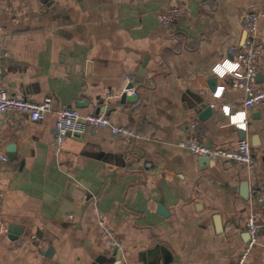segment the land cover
I'll return each instance as SVG.
<instances>
[{"label":"crops","instance_id":"0c3cea01","mask_svg":"<svg viewBox=\"0 0 264 264\" xmlns=\"http://www.w3.org/2000/svg\"><path fill=\"white\" fill-rule=\"evenodd\" d=\"M174 5L182 14L163 26L159 15ZM248 11L264 12V0L4 1L2 85L51 97L54 110L106 114L138 137L88 128L59 152L54 112L40 121L4 115L0 264H115L100 217L120 241L121 264H235L251 212L261 240L247 264H264V200L251 202L252 188L264 194V106L244 111L247 92L233 82L245 69L230 51L244 48ZM128 74L136 95L125 92ZM254 83L264 87V52ZM203 105L212 107L206 119ZM195 136L226 148L248 138L256 166L180 147Z\"/></svg>","mask_w":264,"mask_h":264},{"label":"built area","instance_id":"2783aa9c","mask_svg":"<svg viewBox=\"0 0 264 264\" xmlns=\"http://www.w3.org/2000/svg\"><path fill=\"white\" fill-rule=\"evenodd\" d=\"M5 0H0V14L2 12ZM182 14V8L174 5L164 13L159 15V21L163 26H171L178 16ZM264 12H245L241 18L246 31V41L244 48H230L235 54L236 64L243 66L245 72L242 77L234 80L233 85L243 88L247 96L243 101V109L248 112L259 106H264V87H256L254 81L258 72V59L264 52V41L259 35V22ZM3 27L0 24V130L2 128L3 116L6 114H27L31 121H40L50 112L55 114L54 145L56 150L62 151L66 140L71 136H80L88 128H108L119 137L128 140L135 139L138 134L127 126L116 125L103 113L90 112L82 114L78 109L72 107H62L57 110L53 108V100L47 97L43 100H34L25 95L12 94L1 83V61L4 50L1 45ZM128 86L125 92L130 95L137 94V86L132 74L126 76ZM193 128L197 124L192 125ZM180 147L189 150L191 153L201 157L216 159L218 157L228 161L239 163L247 168L253 169L256 166V155L252 149L248 138H240L236 148H226L223 146L208 144L198 137H192L179 142ZM8 155L0 147V163L8 161ZM264 200V194L261 188L254 187L251 190V202L260 204ZM102 229V238L109 247L119 245L120 241L115 236L104 217L98 221ZM245 227L249 238L241 250L235 264H247L256 246L261 240V225L255 212H251L246 220ZM130 264V263H125Z\"/></svg>","mask_w":264,"mask_h":264},{"label":"water","instance_id":"95a60500","mask_svg":"<svg viewBox=\"0 0 264 264\" xmlns=\"http://www.w3.org/2000/svg\"><path fill=\"white\" fill-rule=\"evenodd\" d=\"M245 41H246V38H245ZM145 67H146V62L143 64L141 70L138 73V76L136 78L137 81H140V82H143L144 81V77L146 75ZM210 82H212L213 84H215L216 83V78L215 77L212 78L210 80ZM125 98H126V94L123 95V98L122 99L124 100ZM203 106H205V107L203 108V110L200 111L199 116L202 119H206V118H208L211 115V113H212V107L211 106H206V105H203ZM9 149L14 152L15 151V145L12 144ZM203 158L209 159L208 157H203ZM244 186H245L244 188H248V191H249V185L247 184V185H244ZM249 196H250V192H249ZM159 212L161 214H163V215H166L167 214V210H166V208L163 205H160L159 206ZM19 231H20L19 227L13 226V225H10L9 226L10 236L13 239H16L17 236L15 234H17ZM13 233H15V234H13ZM114 249H115L116 258H117L115 264H121V262H122V249L120 248L119 245H116L114 247Z\"/></svg>","mask_w":264,"mask_h":264}]
</instances>
